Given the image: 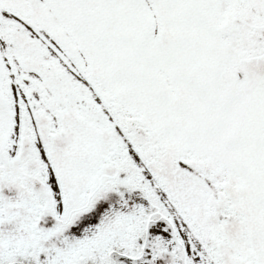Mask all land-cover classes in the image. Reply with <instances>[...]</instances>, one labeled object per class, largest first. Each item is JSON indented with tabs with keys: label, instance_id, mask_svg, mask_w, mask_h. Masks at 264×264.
<instances>
[{
	"label": "snow or ice",
	"instance_id": "obj_1",
	"mask_svg": "<svg viewBox=\"0 0 264 264\" xmlns=\"http://www.w3.org/2000/svg\"><path fill=\"white\" fill-rule=\"evenodd\" d=\"M0 264H264V0H0Z\"/></svg>",
	"mask_w": 264,
	"mask_h": 264
}]
</instances>
